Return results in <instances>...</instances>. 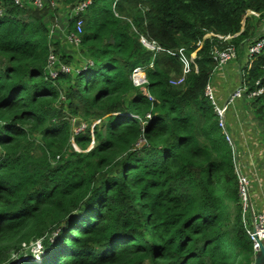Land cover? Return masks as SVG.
<instances>
[{
  "label": "trees",
  "instance_id": "obj_1",
  "mask_svg": "<svg viewBox=\"0 0 264 264\" xmlns=\"http://www.w3.org/2000/svg\"><path fill=\"white\" fill-rule=\"evenodd\" d=\"M0 9V264H253L231 150L205 95L210 51L225 43L203 36L234 35L240 86L264 88V50L241 66L256 34L246 12L263 20L264 0H92L82 60L57 49L39 9ZM179 50L195 54L186 73ZM136 66L151 98L130 80ZM251 101L264 136V93ZM30 241L36 258L21 255Z\"/></svg>",
  "mask_w": 264,
  "mask_h": 264
},
{
  "label": "built area",
  "instance_id": "obj_2",
  "mask_svg": "<svg viewBox=\"0 0 264 264\" xmlns=\"http://www.w3.org/2000/svg\"><path fill=\"white\" fill-rule=\"evenodd\" d=\"M92 0H82L78 2L74 7L70 8L69 6H63L61 2H58L62 7H66L69 10V19L73 17H77L75 22V31L73 32H67L66 39L71 42L78 44L79 42V36L83 24V14L85 12V9L91 4ZM15 3L19 6H22L21 0H15ZM32 5L36 9H41L45 2L44 0H32ZM1 13V9H0ZM246 15L256 16L259 17V13L247 10ZM53 29H50V35H52ZM234 35H221L217 33H206L203 36L204 39H215L218 43L222 44L225 43L223 47H217L213 46L210 54L212 55V58L216 62L217 68L221 69L223 68L229 61L235 59L236 52L235 47L232 43H230L231 39ZM139 42L141 46L152 52L153 56L160 52L162 48L155 42L154 40H149L143 36H140ZM198 45H201V42L198 43ZM246 56H247V67L251 65V63L254 60L255 55L259 54L261 51L264 50V38L258 36L255 39L249 40V42L246 44ZM179 53L181 55V59L184 64V70L183 73H186L189 71V63H192L194 65L193 59L195 57V54H191L189 58H186L183 54H181V50H179ZM55 62V56L52 54H49L47 57V65H46V71L49 76V78L53 79L57 76V70L53 69ZM152 67V64L149 65ZM60 72H69V68L67 65L59 66ZM130 80L133 84V86L139 88L144 95H146L148 98H151L148 94V92L145 90V84H146V78H145V72L144 69L141 66H136L132 69L130 74ZM184 80L183 76L172 80L171 83L173 84H180ZM256 87L253 90H250L248 93H245L246 88L245 87H238L234 91H232L228 96L226 97L224 104L218 105L217 101L215 100L213 89L210 83L207 84L205 88V95L208 96V98L211 101V105L213 106L214 112L218 118V125L221 128V131L225 137V140L227 141V144L229 145V148L231 150L232 160L235 167V172L238 179V191H239V197H240V203L244 206L245 212L249 210L248 218L245 220L243 218V224L245 225V230L247 235L249 236L251 242H252V248L254 253L256 254L259 252L261 247L264 248V207L262 209H256L255 205L253 203L252 195L250 192L251 189V175L249 173L245 174L242 171L241 163H240V156H239V150L237 147V144L234 140V137L232 136L231 132L228 129L227 122H226V111L228 106L234 102L235 99L239 98H247V99H253L261 94L264 93V88L256 82ZM149 116V115H148ZM84 128V125H81L79 128L75 129V133L78 132L80 129ZM251 203H253V209L251 207ZM248 208V210L246 209ZM38 245V244H37Z\"/></svg>",
  "mask_w": 264,
  "mask_h": 264
},
{
  "label": "crops",
  "instance_id": "obj_3",
  "mask_svg": "<svg viewBox=\"0 0 264 264\" xmlns=\"http://www.w3.org/2000/svg\"><path fill=\"white\" fill-rule=\"evenodd\" d=\"M239 68L240 66L231 65L230 73L222 70L211 82L218 105L224 104L228 94L240 87ZM251 103L244 102V98L235 99L227 108L226 122L237 140L241 167L255 179L256 191L252 199L255 208L259 210L264 207V138L261 121L257 118L255 105L252 106Z\"/></svg>",
  "mask_w": 264,
  "mask_h": 264
},
{
  "label": "rangeland",
  "instance_id": "obj_4",
  "mask_svg": "<svg viewBox=\"0 0 264 264\" xmlns=\"http://www.w3.org/2000/svg\"><path fill=\"white\" fill-rule=\"evenodd\" d=\"M59 0H44L45 5L39 9V11H41V13H43L44 15L42 16V20L48 25V27L51 29H53L52 32V36H53V40L57 41L58 43V50L60 52H63L64 54L67 55H71L73 56V58L76 60H82L81 54H80V50L78 48L79 44H75V43H71L66 39L67 36V30H66V26L68 24L67 19L69 18V10L65 7H62L60 4H58ZM22 2V6H27L28 8H31L33 10H36V8L32 5V0H21ZM248 18L250 20V27L252 28V33H256L255 36L252 39H255L259 34H264V19L260 20L258 19L259 17L256 16H251L248 15ZM244 24V23H243ZM249 41L245 42L248 43ZM234 60V59H233ZM231 60L229 61L227 64H229L228 66H224L221 69L215 70L213 71L212 75H211V79H210V84L213 80H215V76L219 73H221V71L223 70V72H227L230 73V69L229 66L234 65L236 67H238V60ZM247 57L242 56L241 58V66L245 65L247 62ZM57 62V59L55 57V62ZM64 66V64H61ZM60 65V66H61ZM66 66V65H65ZM59 67V66H58ZM69 68V70L71 69L70 67H73V65H68L67 66ZM71 71V70H70ZM242 98V97H241ZM252 99H247L244 98V102H252ZM250 105L253 106V103H251ZM75 122V121H74ZM264 138V136H263ZM235 142L237 141L236 138L234 137ZM237 144V142H236ZM241 206V222L243 224V218L245 220H247L248 218V214H249V210L248 208H246L248 211L245 212L244 206ZM251 207L253 209V203H251ZM23 250L21 255L26 257V252L27 251H32L34 253V258L37 257V251H38V247L36 246L34 241H30L28 244H23ZM17 256V255H15ZM14 258V257H11ZM24 258V257H23ZM28 259H33V258H28ZM254 262V261H253ZM144 264H151L148 260L144 262Z\"/></svg>",
  "mask_w": 264,
  "mask_h": 264
},
{
  "label": "water",
  "instance_id": "obj_5",
  "mask_svg": "<svg viewBox=\"0 0 264 264\" xmlns=\"http://www.w3.org/2000/svg\"><path fill=\"white\" fill-rule=\"evenodd\" d=\"M253 264H264V248L261 247L259 252L255 254Z\"/></svg>",
  "mask_w": 264,
  "mask_h": 264
}]
</instances>
